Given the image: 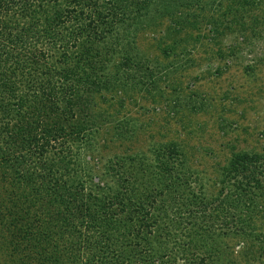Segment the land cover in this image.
Listing matches in <instances>:
<instances>
[{"label": "rangeland", "instance_id": "obj_1", "mask_svg": "<svg viewBox=\"0 0 264 264\" xmlns=\"http://www.w3.org/2000/svg\"><path fill=\"white\" fill-rule=\"evenodd\" d=\"M89 2L103 15L94 21V37L78 36L79 22L88 20L78 14L79 6L85 10V0H80L75 19L56 26L52 47L46 45L55 68H61L64 60L58 58L64 51L74 70L68 78L55 76L58 98H69L63 90L90 68L99 80L103 74L108 78L105 87L97 83L89 93H79L92 99L93 117L86 118V144L69 138L65 145L75 161L73 170L82 180L95 175V181L99 177L111 184L106 165L120 173L123 161L131 173L148 179L152 194L158 192L155 211H163L167 224L155 225L160 236L153 243L189 245L185 252L192 264L201 256L198 264H264V189L253 182L250 191L242 179L246 189L241 190V177L227 171L236 154H264V0ZM83 43L89 59L94 53V63H78V44ZM74 83L82 91L78 79ZM32 97L19 103L22 115L17 118L30 124L38 116V122H47L30 129L36 143L56 117L43 109L48 98ZM6 103L0 99V118L9 114ZM76 119L78 109L71 121ZM19 177L24 179L21 173ZM258 178L264 183V172ZM16 182L1 185L3 206L9 199L17 198L21 206L36 197V191ZM39 206L54 210L56 205L50 197ZM208 223L210 234L204 226ZM231 225L241 231L235 234ZM196 227L206 235L196 245L186 244L184 233ZM4 251L0 245V264H13L1 255ZM71 257L83 264L77 255Z\"/></svg>", "mask_w": 264, "mask_h": 264}, {"label": "trees", "instance_id": "obj_2", "mask_svg": "<svg viewBox=\"0 0 264 264\" xmlns=\"http://www.w3.org/2000/svg\"><path fill=\"white\" fill-rule=\"evenodd\" d=\"M77 2L80 0H0V99L7 101L4 111L9 112L0 118V187L4 183L13 186L19 180L28 191L37 192L34 200L26 205L21 202L18 206L17 198L7 200L4 206L0 201V245L5 248L1 255L13 264H75L71 255H77L83 264H192L185 252L189 245L179 248L180 243H153L160 236L158 225L167 224L165 214L160 215L163 211H155L158 192L152 194L147 187L150 183L145 184L148 179L131 173L123 161L120 173L112 172L106 165L111 184L99 177L95 181V175L82 180L73 170L75 161L67 156L70 152L65 145L69 138L85 143L89 136L85 132L86 118L93 117L92 99L79 93H89L92 88L96 89L97 83L105 87L108 79L103 74L104 78L99 80L90 68L91 71L74 78L78 79L82 91L75 90L73 80L66 92L63 90L69 98H58L53 84L55 76L68 78L74 70L64 51L58 58L64 60L61 68H55L46 45L52 47L56 26L75 19ZM94 3L85 0L84 11L78 7V14L88 18L78 25V36L83 35L84 39L94 37L97 26L94 21L103 20ZM103 9L107 15L111 14L106 7ZM91 13L95 14L94 18L90 17ZM69 39L73 41L74 36L70 35ZM80 45L78 63H94V53L91 51L92 60L89 59L84 43L78 44V49ZM124 60L127 64L128 58ZM123 75L127 76L125 72ZM31 96L48 98L49 103L43 109L56 117L40 134L41 142L36 143L33 142L35 133L30 134V129L34 132L36 125L47 126V122H38V116L30 124L17 118L22 115L19 103H25ZM14 98L18 101L14 102ZM75 109H78L76 122L71 121ZM227 171L241 177L237 181L241 190L249 187L251 191L253 182L258 190L264 189V183L258 178L264 172V154H236ZM19 173L24 179L21 180ZM50 197L56 205L54 210H41L39 205ZM204 226L210 234L212 224ZM230 227L235 234L241 231ZM203 233L199 227L184 233L186 244L196 245L194 242ZM167 234L170 235V230ZM63 254L65 258H61ZM201 259L202 256L196 264L202 263Z\"/></svg>", "mask_w": 264, "mask_h": 264}]
</instances>
